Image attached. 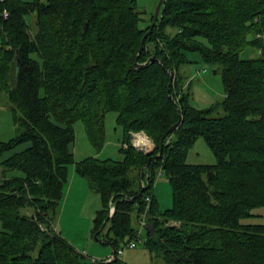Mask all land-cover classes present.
<instances>
[{
    "label": "trees",
    "instance_id": "trees-1",
    "mask_svg": "<svg viewBox=\"0 0 264 264\" xmlns=\"http://www.w3.org/2000/svg\"><path fill=\"white\" fill-rule=\"evenodd\" d=\"M152 19L140 27L136 0H0V105L13 130L0 157L26 144L0 162V264H85L55 225L71 168L100 197L91 235L104 224L99 242L116 251L135 239L167 264H264V225L251 221L264 206V0H164L142 43ZM246 47L257 55L242 57ZM190 52L221 70L223 95L205 107L181 73ZM112 111L122 158L76 160L75 122L100 151ZM138 132L151 153L132 144ZM199 136L214 163L187 162ZM159 174L171 188L164 209ZM146 204L153 231L140 239Z\"/></svg>",
    "mask_w": 264,
    "mask_h": 264
},
{
    "label": "rangeland",
    "instance_id": "rangeland-1",
    "mask_svg": "<svg viewBox=\"0 0 264 264\" xmlns=\"http://www.w3.org/2000/svg\"><path fill=\"white\" fill-rule=\"evenodd\" d=\"M136 1L137 9L140 11L141 16L139 25L140 27H145L150 24V18L154 14L159 0ZM26 19L31 24V28L34 29L33 15H27ZM240 55L242 57H249V55L256 56L257 50L255 48L246 47L241 51ZM188 57L190 58V62L181 67V73L187 77L186 90L189 91L191 102L195 106H208L212 101L220 99L223 95L221 70L218 68L217 71V68L214 65L204 64L196 52L188 53ZM5 103H9L8 97L5 93H0V104ZM115 118L116 112L113 111L109 112L106 116V141L100 151H97L87 140L82 121L75 122V140L70 144V149L76 160L86 156H96L101 159L112 158L116 160H120L122 158V155L119 152L122 130L121 127L116 124ZM11 124L10 111L5 107L0 106V139H7L12 135L13 130L11 131ZM186 160L189 163L211 164L215 162V156L209 149L204 138L199 136L196 138L193 146L189 149ZM10 173L12 175H21V172L18 170L10 171ZM129 174L130 176H134L137 173L136 170H131ZM163 179H165V176H163ZM162 182V185L159 186V194L161 197L160 207L166 208L171 205V188L168 181ZM67 186L68 183L66 184V187ZM154 190L156 189L154 188ZM91 192L92 194H89V198L83 202L88 203L85 205L83 210L80 202L79 204L81 208L78 206L71 207L70 205L63 210L65 201L64 196L59 214L55 221V225L61 235L67 238L76 247V249L84 253L86 257L85 264H91L93 260H100L101 256L96 258V256H94L95 253H102L105 250H108L109 252L111 251L110 246L94 240V236L91 235L92 218L95 210L100 205L99 194L93 189ZM93 200L96 202L94 203V206L92 205ZM75 205L78 204L75 203ZM93 207L94 210L92 211ZM258 208H264V206L254 208L253 213H256ZM88 209L93 213L91 216L88 214ZM255 220L257 222H263V218H261V216L255 217ZM135 224L136 220L134 219L133 225ZM124 252L125 255L123 254L122 256V264H167L161 257H151L141 242H137L134 248H125L123 253ZM34 255H36V252ZM134 257L136 258L134 259ZM133 259L135 262H132Z\"/></svg>",
    "mask_w": 264,
    "mask_h": 264
},
{
    "label": "crops",
    "instance_id": "crops-1",
    "mask_svg": "<svg viewBox=\"0 0 264 264\" xmlns=\"http://www.w3.org/2000/svg\"><path fill=\"white\" fill-rule=\"evenodd\" d=\"M2 107H4V106H2ZM24 147H26V144L19 145L15 149H13L12 151L4 153L3 156L0 157V162H1L2 159H4L7 156H9L12 152L19 151V150L23 149ZM163 176L164 175H162V174L158 175V177H157V179L155 181V187H154L156 189L155 190V194H156V196H157V198L159 200V204H161V197H160V194H159V186L162 185L161 184V183H163L162 181H168L166 177H165V179H163ZM1 177H2V172H1V164H0V178ZM91 191H92V189L89 187V184L87 183L86 179H84L83 177L78 176L75 173L74 169L71 168L70 169V173H69L68 186L66 187V191H65L66 194H65V201H64V209L63 210H65V208H67V206H70V205H71V207H75V206H78L79 208L82 207V210H83L85 205L88 204V203H83V202L89 198V194L90 193L92 194ZM79 202L81 204V207H80ZM75 203L78 204V205H75ZM94 203H96V202H94V200H93V202H92L93 206H94ZM89 209H88V214H89V216H91V214H93L92 211L94 210V207H93L92 211H90ZM161 209H164V208H161ZM256 211H257L255 213L256 216L252 217L251 221L257 222L255 220V217L261 216V218H263V220H262L263 222L258 221V223H262L264 225V216H263L264 208H258ZM110 250H111L110 252L108 250H105L102 253H95L94 256H96V258H98V256H101L100 259H107V258H109V256H111V252H112V247L111 246H110ZM123 254L125 255V252ZM135 258L136 257H134V259ZM134 259H133L132 262H135Z\"/></svg>",
    "mask_w": 264,
    "mask_h": 264
},
{
    "label": "water",
    "instance_id": "water-1",
    "mask_svg": "<svg viewBox=\"0 0 264 264\" xmlns=\"http://www.w3.org/2000/svg\"><path fill=\"white\" fill-rule=\"evenodd\" d=\"M163 1H164V0H159V1H158L157 5H156V8H155V11H154V14H153V19H152V22H151V27H150V29H148V30L145 32V34H144V36H143V39H142V43L144 42V38L147 37V35L151 32V28H152V26H153V25L156 23V21H157V19H158V17H159V13H160V9H161V6H162ZM142 48H143V46L141 45L140 48H139L138 53H140V52L142 51ZM153 60H154V56H151V57H150V61H153ZM170 79H171V80L173 79V74H172V73H171ZM180 120H181V118H179V120H178L176 123H174V124L168 129V131L164 134V136H166L169 132H171V131H172V130H173V129H174V128L180 123ZM164 136L162 137L161 142L163 141ZM153 150H154V145H153V147H152L151 149L147 150L146 153H151ZM160 155H161V150H159V152H158L157 154H155L154 157H158V156H160ZM145 167L147 168V171H146V173H147V172H148V169H149L148 164L145 165ZM142 171H143V169H141V172H142ZM145 187H146V186L142 184L141 189L138 191V193H137V195H136L137 197H140V196H141L142 191H143V189H144ZM113 210H114V207H113ZM112 213H113V211L109 213L108 218L112 215ZM103 228H104V224H103V225L97 230V232L94 233V235H93V236H94V240H96V241H101V240H102L100 237H98V233H100V232L102 231ZM145 228H146L147 231H151V232L153 231V225H152L151 223H147ZM115 253H116V248H115V247H112V252H111V256H112V258L96 260L97 264H108V263H110L111 261L116 260ZM109 257H110V256H109ZM93 261H94V260H93Z\"/></svg>",
    "mask_w": 264,
    "mask_h": 264
},
{
    "label": "built area",
    "instance_id": "built-area-1",
    "mask_svg": "<svg viewBox=\"0 0 264 264\" xmlns=\"http://www.w3.org/2000/svg\"><path fill=\"white\" fill-rule=\"evenodd\" d=\"M3 14L6 16V15H7V12L4 11ZM138 134L145 135L143 132L133 133V134H132V139H131L132 144H133L134 146L140 148V149L145 150V151L151 149V148L153 147V145H154V143H153V141H152L151 139H150V141H151V143H152V147H151V148H147V147L144 148V147L140 146L139 144H137V143L135 142V138H136V136H137ZM145 136H146V135H145ZM146 137H147V136H146ZM147 138H148V137H147ZM145 200L148 202V201H149V196H146V197H145ZM147 208H148V204H146V207H145L144 212L141 213V217L139 218L138 226H137V229H136V231H135L136 234L140 237V239H141V237H142V235H143V229H144V227H145L146 224H147V223H146V220H145V215H146ZM112 211H113V206L110 208V212H112ZM137 242H138V241H136L135 239L127 241L123 246H121V247L116 251V255H115L116 258H118V257L120 258V257L122 256L123 251H124L125 248H134V247L136 246V243H137ZM109 258H112V256H110Z\"/></svg>",
    "mask_w": 264,
    "mask_h": 264
},
{
    "label": "bare ground",
    "instance_id": "bare-ground-1",
    "mask_svg": "<svg viewBox=\"0 0 264 264\" xmlns=\"http://www.w3.org/2000/svg\"><path fill=\"white\" fill-rule=\"evenodd\" d=\"M135 142L137 144H139L140 146L144 147V148H151L152 147V143L150 141L149 138H147L145 135L142 134H138L135 138ZM143 240V239H142ZM114 262V261H113ZM116 262V261H115Z\"/></svg>",
    "mask_w": 264,
    "mask_h": 264
}]
</instances>
